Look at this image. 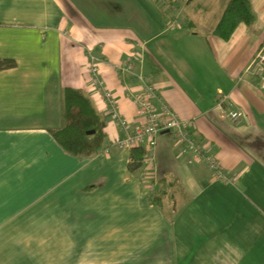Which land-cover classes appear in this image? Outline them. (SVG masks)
<instances>
[{"label":"crops","instance_id":"0c3cea01","mask_svg":"<svg viewBox=\"0 0 264 264\" xmlns=\"http://www.w3.org/2000/svg\"><path fill=\"white\" fill-rule=\"evenodd\" d=\"M107 1L0 0V58L17 62L0 71V264H264V90L246 72L264 45V0H249L256 23L227 41L212 28L228 0H114L118 10ZM198 21L203 36L187 31ZM141 45L136 72L195 119V137L232 182L182 153L171 132L158 136L153 163L128 169L131 151L113 145L122 132L94 93L90 62L138 123L139 83L117 68ZM66 87L106 118L94 156H73L52 134ZM223 95L239 124L217 107ZM163 178H177V191L152 205Z\"/></svg>","mask_w":264,"mask_h":264},{"label":"built area","instance_id":"2783aa9c","mask_svg":"<svg viewBox=\"0 0 264 264\" xmlns=\"http://www.w3.org/2000/svg\"><path fill=\"white\" fill-rule=\"evenodd\" d=\"M180 24L175 21L168 23V28L174 29ZM144 46L135 47L127 60L118 65V71L132 74L139 83L136 90L130 91V98L135 105L140 121L130 122L124 117L120 110L115 93L107 87L97 65L92 58L90 62V81L94 93L97 94L105 104L106 115L118 126L122 134L113 141V145L131 150L139 147L146 151L144 166L154 162V151L158 144V136L163 132H171L173 143L182 153L189 154L195 159L204 161L217 178L232 181L226 174L220 162L210 155L204 145L195 135V119L181 118L171 106L166 103L160 95L159 87L152 83L143 73L136 72L135 64L144 60ZM246 72L259 77L261 88L264 90V45L260 47L246 68ZM228 96H221L217 101V107L222 116L228 118L233 124L242 121L243 113L238 110H227Z\"/></svg>","mask_w":264,"mask_h":264},{"label":"trees","instance_id":"16d2710c","mask_svg":"<svg viewBox=\"0 0 264 264\" xmlns=\"http://www.w3.org/2000/svg\"><path fill=\"white\" fill-rule=\"evenodd\" d=\"M256 21L257 14L249 0H228L219 21L212 28V33L227 41L241 23L252 27ZM16 66L15 59L0 58V71ZM106 122V118L98 110L90 95L81 89L66 87L63 89V123L60 128L52 130V134L73 156L91 157L103 149ZM91 131L94 132L88 133ZM130 151L128 169L135 171L142 168L146 151L139 147ZM177 183V178L160 180L149 193V202L162 206L164 199L177 191L175 188Z\"/></svg>","mask_w":264,"mask_h":264},{"label":"rangeland","instance_id":"374dc122","mask_svg":"<svg viewBox=\"0 0 264 264\" xmlns=\"http://www.w3.org/2000/svg\"><path fill=\"white\" fill-rule=\"evenodd\" d=\"M117 1H119V2H121L122 4H124V7L123 8H125V3H126V0H117ZM106 3V2H105ZM105 5V4H104ZM117 5H118V3H117ZM107 6H108V8H111V9H119V7L118 6H116V4H115V1L114 0H111V1H107ZM207 13H206V15L207 14H210L208 11H206ZM178 13V14H177ZM177 13H175L174 15H175V18L178 20V15H179V12H177ZM182 13V12H181ZM121 14H124L123 12L121 13ZM204 21L203 22H197V24H196V26H194V27H192V28H188L187 29V31L189 32V33H191L192 35H197V36H203V33H204V31L206 30V29H208L205 25H204ZM198 38V37H197ZM232 181H233V179H232ZM232 181H230V182H232ZM153 189V188H152Z\"/></svg>","mask_w":264,"mask_h":264},{"label":"water","instance_id":"95a60500","mask_svg":"<svg viewBox=\"0 0 264 264\" xmlns=\"http://www.w3.org/2000/svg\"><path fill=\"white\" fill-rule=\"evenodd\" d=\"M94 131L88 132V133H93Z\"/></svg>","mask_w":264,"mask_h":264}]
</instances>
